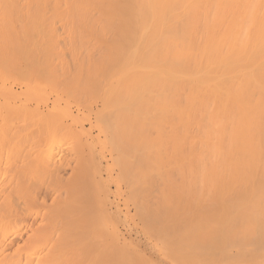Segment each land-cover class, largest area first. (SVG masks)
I'll return each instance as SVG.
<instances>
[{
	"label": "bare ground",
	"instance_id": "bare-ground-1",
	"mask_svg": "<svg viewBox=\"0 0 264 264\" xmlns=\"http://www.w3.org/2000/svg\"><path fill=\"white\" fill-rule=\"evenodd\" d=\"M78 97L93 114L92 121L83 122L97 128L114 154L115 193L122 194V185L133 193L152 174L163 175L157 176L159 187L151 179L158 196L167 197L153 194L156 186H149L155 197L140 190L151 204L136 205L135 214L143 224L140 231L152 235L153 248L164 259L185 264L184 258L200 256L197 250L213 252L221 242L235 249L236 257L253 253L249 246L264 230V0H0V264H133L137 259L128 255L125 241L119 243L107 201L97 214L89 176L79 167L81 179L76 171L70 174L79 164L78 148L67 179L62 174L69 152L54 160L39 150L40 170L33 166L36 178L31 174L32 146L23 144L32 130L26 127L33 118L50 127L70 117L80 133L81 117L66 109L67 101L61 103ZM14 119L24 125L11 126ZM52 141L46 142L50 150ZM78 177L83 182L72 183ZM105 182L94 188L106 194ZM186 185L193 191L183 194ZM50 186L55 187L52 204ZM127 215L128 210L124 216L130 219ZM175 228L189 234L191 241L183 243L192 242L193 249L183 248L186 257L175 251L182 249ZM208 240L215 244L207 246Z\"/></svg>",
	"mask_w": 264,
	"mask_h": 264
},
{
	"label": "rangeland",
	"instance_id": "rangeland-1",
	"mask_svg": "<svg viewBox=\"0 0 264 264\" xmlns=\"http://www.w3.org/2000/svg\"><path fill=\"white\" fill-rule=\"evenodd\" d=\"M68 55V54H67ZM66 54H65V56H63L65 59V61L67 62V63H69L70 61H67V60H70V59H67L68 58V56H67ZM71 62H72V60H71ZM70 62V63H71ZM72 64V63H71ZM70 64V65H71ZM70 72H72V71H70ZM70 74V73H69ZM71 74H73V72L71 73ZM70 74V75H71ZM63 77V76H62ZM68 77H69V75L66 77V79H68ZM72 77V76H71ZM71 77H69V78H71ZM59 80H61V78L59 77L58 78ZM64 77H63V79L62 80H66ZM72 79V78H71ZM60 89V88H59ZM72 98H74V97H72ZM72 98H70L71 100H73ZM52 100V97L50 96L49 97V100H48V104H50V102H51V100ZM64 99V98H63ZM70 99L68 98V99H64V101L62 102L61 101V103H63L64 104V102H66L67 103V107H66V109L68 108H70L68 111L70 112L71 111V114L73 115V116H76L77 115V117H76V119H79L80 117V119H79V122H77V124L79 123V124H83L82 125V130H81V127H77V129L78 130H81V132L80 133H76L75 132V130H76V125H73V124H71V121H70V117H69V119H65L64 117H61V119L59 118V120L58 121H60V122H57V124H55L54 123V126L52 125H50V127L52 128L51 129V131H50V135H49V131L48 130H50V127L49 126H47L48 124L47 123H45L43 120H41V122L39 121V120H37L38 118H36V120H34V118H33V116L31 117V118H33L32 120H31V126L30 127H26L27 128V131L29 132H31V130H32V132L30 133V135L31 136H33V134H34V131H36L37 130V135L35 136L34 135V137H31V136H29L30 137V139L28 138V141L29 142H27V144L26 145H24L23 144V147L25 146H28V144H30L31 143V146H32V149H31V161L33 162L34 160V162H33V164H32V162H31V174H33L34 175V173H33V171L37 168V169H39V165H36V160H37V158L36 157H38V155H37V153L39 152V150H40V152L39 153H41V150L43 151L44 150V153L45 152H47V154L49 153V154H52V157H53V159L54 160H56V159H58L59 157V155H60V159L62 158V156L64 157V158H62L63 160L64 159H66V155L67 154H69L68 155V157H67V159H68V161H66L67 162V164H66V166H68V168L66 169L65 167V169L63 170L65 173H63L62 175V178L64 177V175L65 174H67V175H69V176H71L70 174L71 173H73V172H75V173H77L78 174V170L80 169V171H81V174H82V176H84L85 178L86 177H88L89 176V178H86L87 179V182L88 183H90L91 184V186H92V189H94V191L95 192H93V195H95L94 196V198L92 199L93 200V202L92 203H94V204H96L95 206H94V204L92 205L93 207H95V210H96V212H97V214H98V211H99V208H100V204L101 205H104V203H106V201H107V207H109V209L110 210H108L109 211V213H110V211H111V213H110V216H111V214H113V212H114V215H112V217L114 218V220H113V225H112V228H114V230H116L115 232L117 233V235H118V237H119V243H122V242H124L125 241V245H126V243H127V246L129 247V250H128V252H129V254L128 255H130V257H131V259H133V258H136L137 257V259L138 260H142V262L140 263L137 259H134V260H136V261H134V260H131L130 262L132 263V262H134L135 264H142L143 262L145 263V264H172L171 262H169V260H166V259H164V256L161 254V253H159V250L156 248V249H154L153 248V246L155 247V241L156 240H154V239H152L153 237H152V235H151V237H147V236H149L150 234H145L144 235V233L143 232H141L142 230L141 229H139L142 225H141V221H140V219H139V217L135 214V207H136V205H138V204H141V203H146L147 201H146V199L147 200H149L148 198H144V196L146 195V194H149V195H152L151 193H153V191H155V189H156V191L153 193V194H155V193H157V196H158V194H159V192H157V191H159V190H157L158 188H157V185L156 184H158V187L160 186V184L159 183H157L158 182V179H157V176H158V178H160V180H161V178H162V174L161 175H159V174H157V173H155V174H157L156 176L154 175V174H152L154 177H152V176H150L149 178H147V179H149L148 181H150V180H152V179H154V183H155V179H157V181H156V184L154 185V183H153V180H152V182H151V185L149 184L147 187H146V183H149L148 181L144 184L145 186H144V188H142V187H139V188H137V190L136 191H134L133 193H128L129 192V190H127V192H125L126 191V189L124 188V186L122 185L121 187V192H122V194H119V193H115V183L113 182L114 181V179L116 178V176H117V173H118V167L115 165V162L113 163V161H112V159H114L113 157H114V154H113V152L112 151H110L111 150V148H110V145H109V143L104 139V136H102V135H100L99 133H98V131H97V128H95V127H93V126H90V124L87 122V121H85V122H83L84 120H87V117L89 118V119H91V121L93 120V114H92V112L89 110V108H87L86 106H84V104L82 103V102H84V101H82L81 102V99L78 97V98H75V100H77V102L75 101H70ZM79 99H80V101H79ZM83 100V99H82ZM79 102H81V103H79ZM69 103V104H68ZM74 103V104H73ZM63 104H61V105H63ZM73 104V105H72ZM78 104H83L82 106H83V108L81 107V105H78ZM92 105H94L93 103H92ZM31 108H34V106L31 104ZM75 106V107H74ZM95 106V105H94ZM61 107H63V106H61ZM87 108V109H86ZM93 109H95V107H92ZM45 110V108H42V110ZM85 109V110H84ZM41 110V111H42ZM89 112V113H88ZM77 113V114H76ZM76 114V115H75ZM89 115V116H88ZM83 117H85V119L83 118ZM50 119V118H49ZM55 119H53V121H54ZM57 120V119H56ZM82 120V121H81ZM20 121V122H19ZM35 123H34V122ZM50 121H52V120H50ZM90 121V122H91ZM19 122V123H18ZM38 122H40L39 123V126H40V124H41V128H42V126L44 125V127L46 128H42V131L40 132V129H38ZM44 122V123H43ZM49 122V121H48ZM55 122V121H54ZM12 124V121L11 122H8V124ZM17 123V124H16ZM20 123H21V125H24V123L22 122V120L21 119H18L16 122H15V119L13 120V124L14 125H11V126H15V124H16V126H21L20 125ZM51 123H53V122H51ZM19 124V125H18ZM36 124V125H35ZM49 124H50V122H49ZM64 124V125H63ZM89 124V125H88ZM34 125V126H33ZM59 125V126H58ZM65 125H67L66 126V129L67 130H70L69 132L65 129ZM73 127H72V126ZM8 126V125H7ZM62 126H64V127H62ZM70 127V128H67V127ZM47 127L49 128V129H47ZM59 127V128H58ZM72 127V128H71ZM90 127V128H89ZM26 128H25V130H26ZM40 128V127H39ZM54 128H55V130H54ZM61 128H63L61 131L60 130H58V129H61ZM80 128V129H79ZM92 128V129H91ZM24 130V131H25ZM39 130V131H38ZM56 130H57V132H56ZM84 130V131H83ZM48 131V132H47ZM54 131V132H53ZM67 133H66V132ZM73 131H74V133H75V135H77V136H75L74 134H73ZM86 131H89V132H87L89 135H86L85 133H86ZM62 132H65L66 134H64V133H62ZM72 134H71V133ZM43 133V134H42ZM44 133H45V135H46V133H48V137H49V139H48V137H47V139L48 140H51V138L54 140L55 139V141L53 142L52 141V143H54L53 145H52V149L50 150V147H47V146H49L47 143H49L48 142V140L46 141V138H45V135H44ZM55 133V135H53V134ZM56 133H57V135H56ZM38 135H40V136H38ZM53 135V136H52ZM60 135V136H59ZM85 135H86V137H85ZM42 136V137H41ZM43 136H44V140H45V142H44V140H43ZM80 136V137H79ZM83 136V137H82ZM89 136V137H88ZM96 136V137H95ZM38 137H40V138H38ZM75 137V138H74ZM79 137V138H78ZM31 138L33 139V140H31ZM36 138H37V140H36ZM42 138V139H41ZM64 139V141H62V139ZM67 138V139H66ZM76 138H77V141H80L81 143H82V145H81V143H79L78 142V144H76L77 143V141H76ZM84 138V139H83ZM102 138V139H101ZM26 138H24V140H25ZM40 139V140H39ZM60 139V140H59ZM91 141H90V140ZM38 141L39 143H41V144H43V146L41 145V144H38V142H35V143H37V145L36 144H33L34 143V141ZM56 140H57V143H56ZM72 140H74L73 142H72ZM88 140L90 141V143L88 142ZM93 140H95V142L93 141ZM100 140V141H99ZM26 141H27V139H26ZM33 141V142H32ZM61 141H62V143H61ZM69 142V144L67 143H65V142ZM93 141V142H92ZM101 142V144L103 143V141H104V143L101 145L99 142ZM22 142H24L23 140L20 142V143H22ZM47 142V143H46ZM51 142V141H50ZM59 142H60V144H59ZM86 142H88V143H86ZM75 143V144H74ZM93 143V144H92ZM97 143V144H96ZM47 144V145H46ZM57 144V145H56ZM65 144V145H64ZM71 144H74V146H72ZM87 144H89V145H87ZM90 144L92 145V146H90ZM94 144H95V146H94ZM22 145V144H21ZM34 145V146H33ZM36 145V146H35ZM39 145V146H38ZM42 147H41V146ZM56 145V146H55ZM62 145V146H61ZM70 145V146H69ZM37 146H38V148H37ZM61 148H60V147ZM82 146V148H79V147H81ZM108 148H107V147ZM39 147H41V148H39ZM44 147V148H43ZM65 147H67V148H65ZM72 147V148H71ZM100 147H101V149H100ZM37 148V149H36ZM59 148V149H58ZM73 148H78V150L76 149V151L78 152V154L80 153V152H82V154H79L78 155V158H76L77 157V155H76V157H75V155L74 154H76V152H73L74 151V149ZM93 148V149H92ZM99 148V149H98ZM105 148V149H104ZM38 150V151H36V150ZM49 149V150H48ZM64 149H67V150H64ZM69 149H71L72 150V152H73V154H72V152H71V150L69 151ZM46 150H48V151H46ZM56 151H58L57 153H56ZM64 151H66V152H64ZM94 151V152H93ZM61 152V153H60ZM67 152H69V153H67ZM85 152V153H84ZM96 152V153H95ZM60 153V154H59ZM67 153V154H66ZM104 155H103V154ZM46 154V153H45ZM48 154V155H49ZM112 154H113V157H112ZM55 157H54V156ZM62 155V156H61ZM71 155V156H70ZM81 155V156H80ZM86 155H87V158L85 159L84 158V156L86 157ZM50 156V155H49ZM101 156H103V157H101ZM51 157V156H50ZM51 157V158H52ZM99 157H100V159H99ZM16 157H14V159H15ZM19 158V157H18ZM17 158V160H19ZM33 158V159H32ZM74 158H76V159H80L79 161H77L76 162V159H74ZM81 158H83L85 161H87V162H85L83 159H82V161L83 162H80L81 161ZM94 158H96V159H99V160H96V159H94ZM105 160H104V159ZM72 159V160H71ZM94 159V160H93ZM16 160V161H17ZM59 160V159H58ZM74 160H75V162H74ZM69 161H70V163L71 162H74L75 164H77V163H79L80 164V166H79V164H77V167H74V165L71 163V165H70V163H69ZM100 161V162H99ZM96 162V163H95ZM102 162V163H101ZM69 163V164H68ZM82 163V164H81ZM95 163V164H94ZM101 163V164H100ZM111 163H112V166L110 167L109 165H111ZM37 164H39L38 162H37ZM84 164V165H83ZM103 164H105V166L103 165ZM106 164H107V166H106ZM73 165V166H72ZM83 165V166H82ZM97 165V166H96ZM99 165V166H98ZM35 167V169H34V167ZM76 166V165H75ZM86 167V169H85V167ZM90 166V167H89ZM104 166V167H103ZM71 167L73 168V169H71ZM78 167H79V169H78ZM101 167V168H100ZM76 168H77V170H76ZM83 168V169H82ZM111 168V169H110ZM37 169L34 171V172H36L37 171ZM70 169H71V171H70ZM83 171H82V170ZM40 170V169H39ZM38 170V171H39ZM84 170L86 171V172H84ZM113 172H112V171ZM69 171H70V174H68L69 173ZM79 171V172H80ZM83 172V173H82ZM173 172V171H172ZM86 173H88V174H86ZM109 173H111V174H109ZM169 173L170 172H168V175H169ZM77 174L76 175H74V177H77ZM83 174H86V175H83ZM116 174V175H115ZM172 175L173 174H176L175 173V171H174V173H171ZM171 174H170V176H171ZM101 175V176H100ZM177 175V174H176ZM176 175H173V176H176ZM61 176V175H60ZM69 176H66L65 175V177H64V179H67ZM78 176H80V173L78 174ZM105 176V177H104ZM109 176H110V180H109ZM161 176V177H160ZM164 176H166V174L164 175ZM169 176V177H170ZM108 177V178H107ZM115 177V178H114ZM34 178H36V175H34ZM105 178V179H104ZM152 178V179H151ZM171 178H173V177H171ZM176 178H177V176H176ZM78 179V180H77ZM75 178V180H74V178H73V182L72 183H78L79 182V180L81 179V176H80V179H79V177L78 178ZM93 179H94V183H93ZM113 179V181H111ZM31 180H32V177H31ZM107 180V182H105V185H106V187H107V193L105 194V193H102V192H100L98 189H95L94 187L95 186H98V185H100L101 183H104V181H106ZM159 180V181H160ZM75 181V182H74ZM90 181V182H89ZM80 182H83L82 180L80 181ZM79 182V183H80ZM112 182V183H111ZM161 182V181H160ZM152 183H153V185H152ZM60 184V183H59ZM109 184V185H108ZM52 186H54V185H52ZM149 186H156L155 187V189H153L154 187H149ZM58 187V186H57ZM56 187V189H58ZM50 188H51V191L55 188H53V187H51L50 186ZM53 188V189H52ZM115 188V189H114ZM124 188V189H123ZM141 188V189H140ZM149 188H151V189H149ZM172 188H174V187H172ZM162 189H163V187H162ZM165 190L167 189V188H164ZM177 189V188H176ZM193 188L192 187H189L188 186V188H187V185H186V187H184V190H183V194H185V193H189V192H191V191H193L192 190ZM124 192H123V191ZM144 191V190H147V191H144L146 194L144 195V192H142V193H139V191ZM150 191V193H148L149 191ZM152 190V191H151ZM110 191V192H109ZM140 191V192H141ZM164 191V190H163ZM181 190H178V192H180ZM185 191V192H184ZM112 192H114L113 194H112ZM135 192H136V195H135ZM166 192V191H165ZM167 192H170L168 189H167ZM182 192V191H181ZM180 192V194H182ZM53 193V194H52ZM140 194V196L143 198V199H141L140 200V196L138 195V194ZM110 194V195H109ZM112 194V195H111ZM118 194L119 195H121L120 197H118ZM166 194V193H165ZM168 194V193H167ZM53 195V196H52ZM100 195V196H99ZM124 195V196H123ZM160 195V194H159ZM169 195V194H168ZM52 196V197H51ZM117 196V197H116ZM152 196H156V195H152ZM151 196V198H153ZM161 196L163 197L164 195H163V193H161ZM161 196H158V197H160L161 198ZM166 197H167V195H165ZM164 196V197H165ZM183 196V195H182ZM55 197V194H54V190L51 192V194L49 193V196H47V199H48V201L49 202H51V204H52V200L50 201V199L51 198H54ZM138 198V201H137V198ZM146 197V196H145ZM165 197V198H166ZM169 198H171L172 199V197H170V195L168 196ZM136 198V199H135ZM104 199V200H103ZM125 199V200H124ZM163 199V198H162ZM101 200V202L99 203L98 201H100ZM122 200V201H121ZM140 200V201H139ZM142 200H144L143 202H142ZM153 200H155V198L154 199H152V201ZM161 200V199H160ZM167 200L168 199H164V200H162L161 201V204L160 203H157V204H160V205H162V202H164L165 204H166V202H167ZM174 200V198L171 200L172 202H171V206H173V202L175 201H173ZM149 201H151V199L149 200ZM148 201V202H149ZM49 202H47V204H49ZM147 202V203H148ZM154 202V201H153ZM152 202V203H153ZM158 202V201H157ZM91 203V202H90ZM170 203V202H169ZM176 203V202H175ZM149 204H151V202H149ZM154 204H156V202L154 203ZM154 204H152L151 205V207L154 209ZM157 204H156V206H157ZM203 204V203H202ZM125 205H126V207H125ZM160 205H158V206H160ZM170 205H168L170 208H171V206ZM186 205V204H185ZM49 206H50V204H49ZM124 206V207H123ZM163 206V205H162ZM183 206V205H182ZM187 206V205H186ZM174 207V206H173ZM214 207H215V205L213 206V209H214ZM31 208H33V207H31ZM38 208V207H37ZM36 207H35V209H37ZM112 208V209H111ZM120 208V209H119ZM152 208H150V211H149V216H150V218L153 216L152 214H154L155 212V210L156 209H154V210H151ZM157 208V207H156ZM160 208V207H159ZM185 208H188V206L187 207H185ZM185 208H183L184 210H185ZM210 208V207H209ZM114 209V210H113ZM118 209V210H117ZM158 209V208H157ZM32 210V209H31ZM115 210H117L119 213H117V211H115ZM128 210V213H129V215H127V217L128 216H131L130 217V219L129 218H125V216H124V214H125V212ZM215 210V209H214ZM33 211H35V210H33ZM32 211V212H33ZM151 211H153V213L151 212ZM201 211H203V213L204 212H206V211H204V209L203 210H201ZM216 211V210H215ZM100 212V211H99ZM115 212L117 213V214H115ZM95 213V212H94ZM207 213H209V212H207ZM121 214V215H120ZM39 215L41 216V213L39 212ZM39 216V217H40ZM115 216V217H114ZM116 217H117V219H116ZM137 217V218H136ZM40 219H42L41 217H40ZM39 218L37 219V221L38 220H40ZM112 219V218H111ZM115 219H116V221H115ZM120 219H121V221H120ZM129 219V220H128ZM205 219V218H204ZM133 220V221H132ZM36 221V222H37ZM117 221H118V223H117ZM41 222V220L39 221V223H37L36 225L38 226L39 224H41L40 223ZM114 222H116V223H114ZM129 222V223H128ZM133 223V224H132ZM135 223V224H134ZM218 223H219V221H218ZM263 223V222H262ZM181 224V223H180ZM183 224V223H182ZM184 224H185V222H184ZM183 224V225H184ZM186 224H187V222H186ZM184 225V226H187V225ZM35 225V226H36ZM179 225V224H178ZM177 225V226H178ZM40 226V225H39ZM139 226V227H138ZM178 227H180L181 228V225H179ZM184 228V227H183ZM182 228V229H183ZM186 228V227H185ZM137 229V230H136ZM176 229V231H175V235L177 234L178 235V237H177V240H178V242L177 243H179V246H181V244H182V249L181 250H176V248H175V251H182V253H184V254H180V253H178V252H176L177 253V255H179L180 257H183V256H181V255H184V257H186L187 256V254H185V252L186 251H190V253H191V249H193V245H192V242H188V243H183L184 242V239H187L189 236V234H187V235H184V233H183V231H181L182 229H179V228H175ZM178 229V230H177ZM141 230V231H140ZM185 230V229H184ZM125 231V232H124ZM171 231V230H170ZM178 231H181L180 232V234H178ZM260 231V230H259ZM257 232L258 233V235L259 234H264V230H262V233H261V231L260 232ZM150 232V231H149ZM151 232H153V233H155L154 231H151ZM123 233V234H122ZM146 233V232H145ZM185 233H187V230H186V232ZM256 233V232H255ZM129 237H128V236ZM147 235V236H146ZM182 235V236H181ZM254 235V237L257 235V234H253ZM260 235V236H261ZM181 236V237H180ZM183 236H184V238H183ZM260 236H256V238L253 240V241H255L256 243H257V245H255L254 243L252 244V243H250V244H252V246H249V248H252V254H250V255H247V256H241V257H236L233 253H235L234 251H235V249L233 250H230L231 249V247H230V243L229 242H226L227 243V245H229V248L228 247H226V245L224 246V245H222L223 243L221 242H218L217 241V239L218 238H216V240H215V237H214V240L215 241H217L218 243H220L221 244V246L220 245H214L215 244V241H213L214 242V249L216 248H218L219 246L220 247H224V248H222V250H219L220 248H218V250H216V251H214V249H213V252H212V250L210 249V251L208 252L207 251V249L205 248V247H203V244H204V242H203V240H201V242L203 243H200V245L203 247H201V246H199L198 244V247L197 248H199V247H201L202 249L199 251V250H197L198 252H201V253H199L200 254V256H198V257H186V258H184V260L186 261L185 262V264H190V263H194V261H195V263L194 264H224L225 262V264H264V237H260ZM264 236V235H263ZM179 237H180V239H179ZM244 237V236H243ZM242 237V238H243ZM257 237H258V239L260 240V244H259V240L257 239ZM182 238V239H181ZM261 238V239H260ZM133 241H132V240ZM189 239V240H188ZM187 240L188 241H191L190 240V237L188 238ZM245 239V242H246V239H247V237L246 238H244ZM183 240V241H182ZM187 240H185V241H187ZM211 240V239H210ZM213 240V239H212ZM211 240V241H212ZM219 240H220V238H219ZM242 240V239H241ZM249 240H251V237H249ZM248 239H247V242L249 241ZM180 241V242H179ZM209 241V240H208ZM207 241V242H208ZM222 241V240H221ZM243 241V240H242ZM252 241V242H253ZM182 242V243H181ZM206 242V243H207ZM213 242H211L210 243V241L207 243V246H209L210 244H212ZM244 242V241H243ZM181 243V244H180ZM190 243H191V245H190ZM210 243V244H209ZM137 244V245H136ZM183 244H185V246L183 245ZM187 244H189V245H187ZM209 244V245H208ZM225 244V243H224ZM19 245H21V243L19 244ZM255 245V246H254ZM137 246V247H136ZM178 246V248H180ZM189 246V247H188ZM215 246H217V247H215ZM185 247V248H184ZM189 249H188V248ZM210 247V246H209ZM232 247H235V245H232ZM254 247V248H253ZM142 250H141V249ZM183 248H184V250H186V251H184L183 250ZM204 248H205V252L206 253H204ZM226 248H228V249H226ZM188 249V250H187ZM225 249L227 250V253H229L228 255H227V253L225 252ZM224 250V251H223ZM218 251V252H217ZM222 251V252H221ZM231 251V252H230ZM142 252V253H141ZM203 252V253H202ZM211 252V253H210ZM257 252V253H256ZM136 253H140V255H142L143 257H141V256H138ZM223 253V255L224 254H226L225 256H223L222 257V254ZM231 253V254H230ZM255 253V254H254ZM148 254H150V255H148ZM202 254V255H201ZM148 255V256H147ZM207 255V256H206ZM213 255V256H212ZM217 255V257H215L216 259H218L219 257V259H220V261L221 262H216L217 260L215 259V258H213L214 260H212V257H214V256H216ZM218 255H219V257H218ZM230 255H231V257H230ZM255 255H257V256H255ZM263 255V256H262ZM202 256H203V258H205V257H207V259L205 260V259H203L202 258ZM228 256L230 257V261H229V259H228ZM233 256V257H232ZM250 257H251V259H250ZM254 257V258H253ZM260 257V258H259ZM143 258V259H142ZM188 258H190V260L188 259ZM199 258V259H198ZM222 258V259H221ZM243 258H245V259H243ZM252 258L254 259L253 261H252ZM255 258H257V259H255ZM201 259V260H200ZM232 259L234 260V261H232ZM238 259H241V260H238ZM249 259V260H248ZM190 262H189V261ZM193 262H192V261ZM204 260V261H203ZM210 260V261H209ZM223 260H224V262H223ZM226 260V261H225ZM244 260V261H243ZM246 260V261H245ZM248 260V261H247ZM250 260H251V262H250ZM207 261V262H206ZM229 261V262H228ZM233 263H232V262ZM139 262V263H138ZM188 262V263H187ZM238 262H241V263H238ZM249 262V263H248ZM133 263V264H134ZM71 264V263H70ZM73 264V263H72Z\"/></svg>",
	"mask_w": 264,
	"mask_h": 264
}]
</instances>
